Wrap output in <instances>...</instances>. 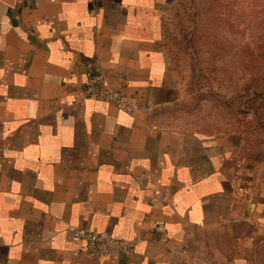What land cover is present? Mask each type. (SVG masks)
Segmentation results:
<instances>
[{
	"label": "crops",
	"instance_id": "0c3cea01",
	"mask_svg": "<svg viewBox=\"0 0 264 264\" xmlns=\"http://www.w3.org/2000/svg\"><path fill=\"white\" fill-rule=\"evenodd\" d=\"M176 1L0 0V264H264L258 159L176 118ZM99 71L150 110L86 97ZM74 227L133 252L93 259Z\"/></svg>",
	"mask_w": 264,
	"mask_h": 264
},
{
	"label": "rangeland",
	"instance_id": "374dc122",
	"mask_svg": "<svg viewBox=\"0 0 264 264\" xmlns=\"http://www.w3.org/2000/svg\"><path fill=\"white\" fill-rule=\"evenodd\" d=\"M232 2L223 9L225 18L233 21V31H236L233 33L236 35L230 33V26L225 27L224 16L202 21L204 24L209 22L210 28L214 29V37L218 38L211 40L219 44L211 51L209 43L208 48L203 43L200 52H196L192 44L203 7L211 2L177 0L166 13L164 47L170 59L171 75L189 96L176 118L181 119L186 128L196 131L238 134L246 154L258 159L257 184L264 190V108L255 116L254 110L243 107L244 99L237 98L251 86L247 85L251 76L238 54H241L244 43L251 42L252 34L249 32L253 28L249 22L254 19L253 14L260 15L264 21V0ZM249 7L253 9L251 12L243 11ZM260 70L264 71V61Z\"/></svg>",
	"mask_w": 264,
	"mask_h": 264
},
{
	"label": "trees",
	"instance_id": "16d2710c",
	"mask_svg": "<svg viewBox=\"0 0 264 264\" xmlns=\"http://www.w3.org/2000/svg\"><path fill=\"white\" fill-rule=\"evenodd\" d=\"M206 1L207 3L211 2V4L210 5L206 4L203 7L204 12H201V18H200L201 21L198 22V25L194 30V36H193L194 39L192 44H194V49L196 50V52H200L199 48L204 47L203 43L207 44V46H205L206 48H208V45L210 44L209 45L210 51L212 47L219 45L217 41H211V40H217L218 38L214 37L215 34L212 32L214 31V29L210 28L209 22L208 24L203 23L206 20L210 21L213 18L224 16V19L222 20L225 22V27L230 26L231 29L229 30L230 33L232 34H234L233 32H236L233 31V27H234L233 21L229 22L225 18L226 14L223 9V8H227L226 7L227 4L232 5L233 3L232 0H228V1L206 0ZM245 10H249L251 12L253 9L249 7L248 9H243V11ZM259 16L260 15L258 14L257 15L253 14L254 19H252V21L249 22V26L253 28V31L249 32L250 34H252L251 42L244 43V45L241 48V52H240L241 54H238L239 55L238 57L241 58V60H243L245 64L246 71L249 72L251 76V80L247 84L251 86L250 88L245 89L243 93H241V95H238L237 98L238 99L243 98L244 99L243 101L244 104H242L243 107L254 110L255 116H257V113L262 108H264V71L260 70L261 64L264 61V21L261 18H259ZM187 38L188 36H186L185 39Z\"/></svg>",
	"mask_w": 264,
	"mask_h": 264
},
{
	"label": "built area",
	"instance_id": "2783aa9c",
	"mask_svg": "<svg viewBox=\"0 0 264 264\" xmlns=\"http://www.w3.org/2000/svg\"><path fill=\"white\" fill-rule=\"evenodd\" d=\"M84 94L86 97L102 101L130 114L150 110L149 107L128 97L124 92L110 89L105 81L104 73L101 71L88 76L84 86ZM72 239L75 243H84L89 256L93 259L110 255L130 256L133 252L127 243L107 232L89 231L85 228L74 227L72 228Z\"/></svg>",
	"mask_w": 264,
	"mask_h": 264
}]
</instances>
